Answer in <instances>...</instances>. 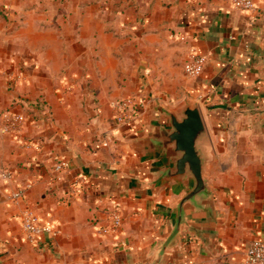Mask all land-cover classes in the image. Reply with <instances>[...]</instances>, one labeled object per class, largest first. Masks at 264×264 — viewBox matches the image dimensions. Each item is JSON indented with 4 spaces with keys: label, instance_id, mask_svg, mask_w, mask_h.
Here are the masks:
<instances>
[{
    "label": "crops",
    "instance_id": "0c3cea01",
    "mask_svg": "<svg viewBox=\"0 0 264 264\" xmlns=\"http://www.w3.org/2000/svg\"><path fill=\"white\" fill-rule=\"evenodd\" d=\"M254 2L244 11L231 0H0V126L8 110L27 119L0 134V168L33 182L14 203L18 184L0 180V264L244 263L249 244L264 241V0ZM189 45L207 57L197 79L184 74ZM20 70L25 81L10 84L6 74ZM130 96L145 109L119 124L110 103ZM186 104L200 108L210 139L208 197L186 205L160 259L191 187L159 182L167 162L150 138L169 127L163 110ZM63 159L70 169L57 181ZM115 207L122 227L103 235ZM26 210L56 235L26 242Z\"/></svg>",
    "mask_w": 264,
    "mask_h": 264
},
{
    "label": "built area",
    "instance_id": "2783aa9c",
    "mask_svg": "<svg viewBox=\"0 0 264 264\" xmlns=\"http://www.w3.org/2000/svg\"><path fill=\"white\" fill-rule=\"evenodd\" d=\"M233 7L236 10L253 11L256 9L254 0H231ZM180 42L188 43L186 36L179 37ZM187 61L184 65V74L191 79H197L202 76L207 65V57L198 53L197 49L189 45L187 46ZM6 78L12 85H19L25 81L23 71L17 73L9 72ZM146 102L137 96H130L114 100L110 103V108L113 112L114 119L119 124L130 122L137 114L145 109ZM2 125L0 126V134H14L20 132L27 123V119L23 114L12 110L5 111L2 115ZM27 145V144H26ZM40 146L36 145V150ZM70 169L68 160H60L54 167V172L57 175L56 180L61 181L62 175ZM0 180L5 182H15L18 184V189L11 194V200L14 203L20 202L27 191L33 187L32 181H27L24 184H19L17 172L10 169L0 168ZM86 178H79V181L72 185L71 198H74L79 189L85 184ZM70 203V200L66 204ZM123 224V217L119 207H115L107 213V225L100 229L103 235L117 232ZM21 225L24 239L30 244H38L46 235H56L55 230L47 224H43L40 217L32 210H26L21 215ZM243 264H264V241L254 240L247 249L246 257Z\"/></svg>",
    "mask_w": 264,
    "mask_h": 264
},
{
    "label": "water",
    "instance_id": "95a60500",
    "mask_svg": "<svg viewBox=\"0 0 264 264\" xmlns=\"http://www.w3.org/2000/svg\"><path fill=\"white\" fill-rule=\"evenodd\" d=\"M163 113L169 118V127L156 128L150 138L154 150L161 153L167 162V167L158 175L159 182L180 178L191 188L175 209L174 229L161 249L160 259L165 250L177 240L185 224L186 205H196L199 200L208 197L203 175L207 165L206 147L210 144L198 106L186 104L178 110V115L168 110H163Z\"/></svg>",
    "mask_w": 264,
    "mask_h": 264
}]
</instances>
